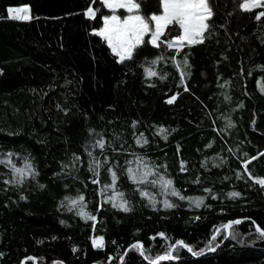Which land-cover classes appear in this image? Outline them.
Wrapping results in <instances>:
<instances>
[{
	"label": "trees",
	"instance_id": "1",
	"mask_svg": "<svg viewBox=\"0 0 264 264\" xmlns=\"http://www.w3.org/2000/svg\"><path fill=\"white\" fill-rule=\"evenodd\" d=\"M208 2L121 63L103 0H0V264H264V6Z\"/></svg>",
	"mask_w": 264,
	"mask_h": 264
},
{
	"label": "snow or ice",
	"instance_id": "2",
	"mask_svg": "<svg viewBox=\"0 0 264 264\" xmlns=\"http://www.w3.org/2000/svg\"><path fill=\"white\" fill-rule=\"evenodd\" d=\"M163 6V13L160 15H152L150 18H145L142 15L135 14L139 9V5L135 3V0H104L105 6L113 10V14L104 17V27L96 33L101 35L107 41L108 46L111 48L112 52L119 57V62L123 63L126 60H131L133 58V52L141 44L145 43V37L150 36L147 43L152 44L155 47H159L161 43L166 44L168 48H177L184 46L185 44L191 45L194 43H199L201 41L202 34L208 27L206 21L211 16V11L208 8L207 0H160ZM264 6V0H246L244 4L240 7L245 10H251L257 7ZM116 9H126L128 14L124 15L123 19L115 14ZM9 18L14 20H27L30 17L26 14L28 9L26 8H9L8 10ZM16 13V14H14ZM18 13H25V15H19ZM93 9H88V14L91 15ZM264 17V11H261L256 16V19H261ZM150 25H153L150 27ZM171 25H176V31L179 33L175 37H169L166 41L161 38L166 35V30ZM155 63V61H153ZM185 64L187 61L185 60ZM149 76L156 75L155 72H148ZM175 99V97H173ZM169 103L172 100L168 101ZM139 142V141H138ZM101 148L104 147L103 143L99 145ZM254 159V158H253ZM129 178L136 182L135 175L132 169H129ZM113 181L116 179V174L112 173ZM95 182V181H94ZM154 183V181H153ZM172 181H165L166 185H171ZM256 183L264 185V179L256 180ZM172 195H179L175 190H173ZM232 196H239V193H231ZM183 199V197H180ZM84 197H79V200L83 201ZM73 205L77 201H72ZM196 206H200V201L197 200ZM117 207L118 205H113ZM165 207H173L171 203L167 200L164 201ZM124 211H129V209L121 204ZM80 215H84L83 212ZM88 219H95V217L88 216ZM237 221L236 223H239ZM230 228L231 225H227ZM260 232L261 236H264V230L259 227L256 229ZM163 235V234H161ZM215 239V237H213ZM94 246L102 247L103 238L101 237L99 241H93ZM177 244L187 247L183 242H177ZM189 251L192 249L189 247ZM197 253L193 252V255ZM160 260H170L174 259L170 254L159 257Z\"/></svg>",
	"mask_w": 264,
	"mask_h": 264
},
{
	"label": "rangeland",
	"instance_id": "3",
	"mask_svg": "<svg viewBox=\"0 0 264 264\" xmlns=\"http://www.w3.org/2000/svg\"><path fill=\"white\" fill-rule=\"evenodd\" d=\"M246 2V0H243V4ZM103 3H104V0H103ZM135 3H137L138 5H139V9L135 12V14H138V15H142V13H141V5H140V0H135ZM207 4H208V8L210 9V7H209V2H208V0H207ZM104 6H105V4H104ZM108 10H109V14L108 15H105V16H110V15H112L113 14V10L112 9H110V8H108L107 6H105ZM13 8V7H12ZM15 8H26V9H28V7H26V6H22V7H15ZM163 13V6H162V11H161V13H159V14H152V15H160V14H162ZM14 14H16V13H14ZM19 15H25V13H18ZM28 16H29V11L26 13ZM115 14L117 15V16H120V18L121 19H123V17H124V15H126V14H128L127 12H126V9H116L115 10ZM151 15V16H152ZM104 16V17H105ZM143 16V15H142ZM151 16H149L148 18H150ZM146 18V17H145ZM147 19V18H146ZM208 22V20L206 21V23ZM153 25H150V27H152ZM104 27V18H103V25H102V27L101 28H99V29H97L96 30V33H98L102 28ZM103 37V36H102ZM145 38H148V39H150V36H146ZM227 226V225H226ZM225 226V229H226V231L228 232L229 230H230V228H227Z\"/></svg>",
	"mask_w": 264,
	"mask_h": 264
},
{
	"label": "bare ground",
	"instance_id": "4",
	"mask_svg": "<svg viewBox=\"0 0 264 264\" xmlns=\"http://www.w3.org/2000/svg\"><path fill=\"white\" fill-rule=\"evenodd\" d=\"M13 8H15V7H13Z\"/></svg>",
	"mask_w": 264,
	"mask_h": 264
},
{
	"label": "water",
	"instance_id": "5",
	"mask_svg": "<svg viewBox=\"0 0 264 264\" xmlns=\"http://www.w3.org/2000/svg\"><path fill=\"white\" fill-rule=\"evenodd\" d=\"M229 232V231H228Z\"/></svg>",
	"mask_w": 264,
	"mask_h": 264
}]
</instances>
